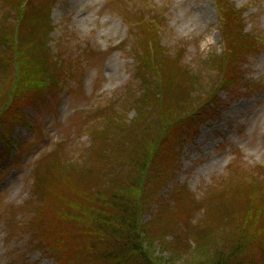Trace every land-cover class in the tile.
Wrapping results in <instances>:
<instances>
[{"label":"rangeland","instance_id":"1","mask_svg":"<svg viewBox=\"0 0 264 264\" xmlns=\"http://www.w3.org/2000/svg\"><path fill=\"white\" fill-rule=\"evenodd\" d=\"M8 1L12 12L7 14V3L0 1V18L4 14L5 21L18 25L17 0ZM231 2L242 11L244 33L255 42L236 62L225 54L216 0L23 2L25 20L16 42L30 59L43 54L37 38L49 19L50 59L52 64L60 60L56 73L67 78L56 81L40 101L19 95L14 109L0 119V264H59L44 243L36 245L29 223L41 208L43 227L57 219L59 177L67 175L68 164L87 159L95 139L100 147L92 159L103 161L97 163L104 173L82 181L88 196L91 186L92 193L106 192L117 159L124 173L134 175L133 159L140 153L131 147L129 131L103 141L107 129L115 138L113 125L120 121L147 143L164 135L160 152L167 176L153 182L152 202L140 222L144 231L161 236L148 245L152 264H214L222 254L229 259L239 243L244 247L232 264H264V0ZM5 82L0 78V90ZM24 95L25 102L19 100ZM183 99L189 101L182 105ZM165 120L175 126L165 128ZM43 186L45 203L35 193ZM233 195L258 199L245 239H236L240 230L233 220L243 223L246 215L242 200L233 205ZM227 200L222 219L214 216L212 206ZM113 216L117 224L132 225L131 215L117 211ZM84 231L81 226L73 242L86 258L79 248ZM140 254L128 255L124 264H147Z\"/></svg>","mask_w":264,"mask_h":264},{"label":"trees","instance_id":"2","mask_svg":"<svg viewBox=\"0 0 264 264\" xmlns=\"http://www.w3.org/2000/svg\"><path fill=\"white\" fill-rule=\"evenodd\" d=\"M0 1L3 4L7 3V14L9 10L12 12L8 0ZM25 1L17 0L16 7H12L15 13L20 14L18 25L13 26L5 21L4 14L0 18V78L6 80L0 91H7L5 96L0 95V119L6 118L14 109V101L19 95L28 93L31 95L33 102L40 101L44 97H47L50 92H53L56 81L67 78V75L59 76L56 73V68L61 63L60 60L57 58L56 62L52 64V60L50 59L51 49L47 46L46 41L48 42L49 31L53 30V28L50 25L49 19H46L44 22V31L41 25V33L39 32V39L37 38V42H40L38 47H40V50H43V54L37 53V58L30 59L27 52L21 49L22 44L16 42L18 26L25 20L23 9L21 8ZM3 4L1 5L3 6ZM216 6L220 16V32L225 43V54L228 57H236V62L244 55L242 51H246L248 48L252 49L255 42L251 36L244 33V26L242 27L241 20L242 11L235 6L234 2H231V0H216ZM150 41L156 42L154 39ZM154 50L163 53V50L156 46ZM226 66L223 61L221 68L223 69ZM14 68L16 71L13 70ZM60 71V69H57V72ZM13 75L16 78H13ZM221 81L223 84L226 82ZM19 87L23 90L16 89ZM25 97L24 95L19 100L25 102ZM27 98L29 97L27 96ZM188 101L189 99H183L180 102L184 105ZM120 122L113 125L115 126V138L112 134L108 135L106 133L107 129L102 132L103 141L112 142L123 131H129V136L131 135L132 139L131 147L135 148L136 154L140 153L137 159H133L132 168H134V175L131 170H128V173H124L120 168V164H123V161L117 159L118 163L115 162V164L110 165V184L106 192L100 190L92 193L90 190L91 186L89 191L92 197L88 196L87 189L82 181L92 180L95 172L99 174L104 173L102 164L97 163L103 161L92 159L94 151L100 147L99 139H95L96 144L90 149L87 159L82 164L77 162L68 164L65 172L67 175L64 174L63 177H59L60 189L58 190L57 197L60 198L62 205L58 211L57 219L47 227H43L41 219L44 211L41 208L36 210L35 218L29 223L33 232L32 236L37 241L36 245L42 247L44 243L45 248L43 249L49 250L59 264H124L126 259H128V255L135 253H141L138 255L141 261L143 260L147 264H152L149 257L153 256L149 253L148 245L149 248H152L154 242H157V236L151 235L149 231H144L146 225H142L140 222L142 220L141 217H144L145 210L148 208V191L151 192L150 188H152L153 182L160 176L165 182L167 176L168 168L160 152L161 138L164 135L159 139L154 138L155 140L150 143H147L142 137L146 141V144H142V138L138 139L131 133L134 132L133 128H128L122 125V121ZM165 124V128L175 126L171 122H167V120H165ZM53 154H58V152ZM103 158H106L105 153ZM122 160L126 161V159ZM93 165H95V168L90 172ZM102 180L96 179V182L99 183ZM39 181H41L40 177ZM46 185L49 184L47 183ZM37 188L35 193L38 199H41L45 203L48 199L45 187L43 186L39 190L40 192L37 191ZM126 192L130 194L128 195ZM238 199H240L239 196H232L231 201L234 206H239ZM240 200H242V210L245 209L246 219L243 223H240L238 218L233 220V224L237 230H240L236 236L238 240L245 239V233L250 232L251 227H253L255 221L253 220L252 212L254 208L252 205H257L258 199L255 195L253 201L250 199L246 200L244 197ZM119 201L121 203L117 206L115 202ZM149 201L152 202V200ZM224 202L226 204H214L212 206L214 216H218L220 219H222L219 215L222 208H226L230 204L229 200ZM112 203H115L117 207L111 206ZM255 209L260 211L258 206ZM117 211H120L122 214L126 213L127 216L131 215L132 225H127L126 227V224L123 222H118L117 224L113 216ZM87 217H94L95 221L92 222L93 224L88 222ZM81 226L85 231L82 235V242L79 248L83 252H86V258H83L82 254H77L76 246L73 242L76 231ZM242 228H245V230H241ZM157 238L161 240V236ZM235 246H238V249L230 254L229 259L222 254L215 259L214 264H232L233 259L237 261V253L244 245L239 243ZM207 250L210 253V249L207 248ZM156 259L158 262H163V259L160 257ZM203 264L207 263L203 261Z\"/></svg>","mask_w":264,"mask_h":264}]
</instances>
